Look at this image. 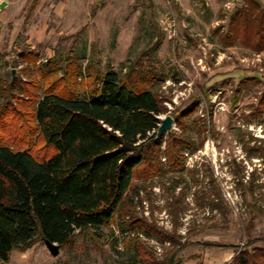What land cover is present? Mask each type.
<instances>
[{
	"label": "rangeland",
	"instance_id": "obj_1",
	"mask_svg": "<svg viewBox=\"0 0 264 264\" xmlns=\"http://www.w3.org/2000/svg\"><path fill=\"white\" fill-rule=\"evenodd\" d=\"M242 1L0 0V144L15 151L28 148L37 160L54 153L36 134L30 113L43 78L55 81L61 94H84L88 75L96 69L110 68L118 75L151 72L164 80L145 86L162 102L159 118H173L161 152L169 137L181 133L176 115L195 101L191 119L206 140L195 153L181 149L180 174L166 173L160 153L164 177L133 180L128 192L132 216L185 243L177 255L182 264H230L246 243L248 252L264 251V155L253 152L264 146V52L219 43ZM257 1L264 6V0ZM156 43L159 48L149 53ZM12 78L13 89L8 87ZM188 133L196 143L203 136L192 129ZM208 173L220 191V211L194 197L210 188ZM178 177L185 182L171 192V179ZM180 194L176 218L172 200ZM118 221L96 236L76 233L55 258L38 238L25 251H13L6 264H134L123 246L127 237L143 243L147 262L170 251L168 243L143 233H121Z\"/></svg>",
	"mask_w": 264,
	"mask_h": 264
},
{
	"label": "trees",
	"instance_id": "obj_2",
	"mask_svg": "<svg viewBox=\"0 0 264 264\" xmlns=\"http://www.w3.org/2000/svg\"><path fill=\"white\" fill-rule=\"evenodd\" d=\"M231 13L219 43L225 47L238 43L255 53L264 52V6L257 0H243ZM158 48L156 43L149 53ZM88 79L84 94H61L55 81L42 79L41 96L30 113L36 134L46 147L54 149L51 156L37 160L28 148L15 151L0 144V264L8 263L13 251L30 248L38 238L65 247L76 233L94 234L116 218L121 233H143L172 246L161 260L147 262L142 257L147 248L127 237L123 246L134 264H182L177 255L186 244L175 241V234L133 217L128 192L134 179L164 177L160 153L167 161L166 173L180 174L184 166L179 157L181 149L192 154L203 146L204 130L191 119L197 102L176 115L174 120L181 133L169 137L161 152L165 135L157 140L155 135L164 108L145 86L164 80L151 72L138 75L133 70L118 75L110 68L103 72L96 69ZM14 83L12 78L8 87L13 89ZM189 129L199 137L203 135L199 143L189 135ZM253 152L264 155V146L255 147ZM206 178L210 188L196 192L195 200L211 211H220L223 201L219 188L212 174ZM183 182V177L171 179V192ZM182 196L172 200L176 218ZM249 245L246 243V248ZM246 248L230 264H264V251L248 252Z\"/></svg>",
	"mask_w": 264,
	"mask_h": 264
},
{
	"label": "water",
	"instance_id": "obj_3",
	"mask_svg": "<svg viewBox=\"0 0 264 264\" xmlns=\"http://www.w3.org/2000/svg\"><path fill=\"white\" fill-rule=\"evenodd\" d=\"M241 1V0H240ZM4 8V4H0V10ZM14 75V71H11V76ZM160 124L158 125L156 129V135H155V140L161 138L163 135H165L167 132H170L172 130V124H173V118L171 116H166L164 119H160ZM44 248L47 250L48 254L52 257L55 258L59 255V245L58 244H53L49 242L47 239H42Z\"/></svg>",
	"mask_w": 264,
	"mask_h": 264
},
{
	"label": "built area",
	"instance_id": "obj_4",
	"mask_svg": "<svg viewBox=\"0 0 264 264\" xmlns=\"http://www.w3.org/2000/svg\"><path fill=\"white\" fill-rule=\"evenodd\" d=\"M242 247H243V245H241V246L237 249V253H236V254H238V253L242 250Z\"/></svg>",
	"mask_w": 264,
	"mask_h": 264
}]
</instances>
